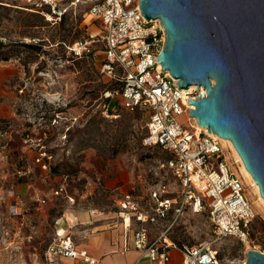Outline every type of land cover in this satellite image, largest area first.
Instances as JSON below:
<instances>
[{"label":"rangeland","instance_id":"obj_1","mask_svg":"<svg viewBox=\"0 0 264 264\" xmlns=\"http://www.w3.org/2000/svg\"><path fill=\"white\" fill-rule=\"evenodd\" d=\"M88 8L85 4L69 5L61 19L49 20L42 13L47 7L38 9L27 0H0V53L9 56L0 60V69L8 72L17 67L15 74L0 78V88L17 94L25 128L34 124L37 132H45L44 142L55 155L54 171L68 175V193L75 204L114 210L118 198L116 190L112 191L115 185L130 190L147 206L151 187L162 182L175 195L179 184L169 170L157 167L169 153L142 144L148 114L121 107L118 95L112 92L118 83L100 72L105 48L102 24ZM108 91L112 92L109 100ZM3 94L1 99L8 96ZM178 119L188 124L185 116ZM10 143L8 137H1L0 146ZM220 143L228 168L244 183L255 217L247 242L222 237L214 247L219 264H242L247 250L264 253V205L238 173L239 162L230 146ZM14 162L18 172L13 178L0 175V264H63L57 259L60 257L48 258L45 247L67 202L57 197L58 209L43 213L13 204L12 185L27 179L22 173L25 159L17 157ZM9 163L6 158L4 166ZM156 232L151 230L152 235ZM166 235L176 243L189 244L214 238L206 213L195 214L189 209Z\"/></svg>","mask_w":264,"mask_h":264},{"label":"built area","instance_id":"obj_2","mask_svg":"<svg viewBox=\"0 0 264 264\" xmlns=\"http://www.w3.org/2000/svg\"><path fill=\"white\" fill-rule=\"evenodd\" d=\"M27 1L38 9L47 7L42 13L49 20L61 19L69 5L89 6V14L102 24L105 42L100 72L118 83L112 92L118 95L121 107L148 114L142 144L157 146L169 153L168 158L158 161L157 167L169 170L178 181L175 195L160 182L150 188V202L145 206L130 190L115 185L111 189L118 194L115 209L123 226L125 244L131 241L135 249L155 264H170L173 248L180 251V264H219L214 247L218 238L231 236L247 242L255 211L242 179L226 164L220 138L201 128L189 115L194 106L188 99L199 93L204 96L205 89L197 90L196 85L179 89L176 80L157 62L156 56L165 39L160 20L145 19L140 0H69L67 4L63 3L65 0ZM112 92H106L108 100ZM180 116H185L188 124L180 121ZM5 135L6 132H0V138ZM44 138V134L25 136L23 142L34 149L33 161L39 169L51 173L55 155ZM67 177L63 175L52 195L62 197L68 205L78 206L67 191ZM186 209L195 214L206 213L214 234L212 240L189 244L176 243L167 237L166 233ZM154 229L157 232L152 235ZM45 254L48 258L79 257L86 262H97L86 250L79 249L69 234L59 230L47 242Z\"/></svg>","mask_w":264,"mask_h":264},{"label":"water","instance_id":"obj_3","mask_svg":"<svg viewBox=\"0 0 264 264\" xmlns=\"http://www.w3.org/2000/svg\"><path fill=\"white\" fill-rule=\"evenodd\" d=\"M165 39L157 62L189 98L199 126L231 141L264 198V0H140ZM204 94V92H203ZM242 264H264L247 250Z\"/></svg>","mask_w":264,"mask_h":264},{"label":"crops","instance_id":"obj_4","mask_svg":"<svg viewBox=\"0 0 264 264\" xmlns=\"http://www.w3.org/2000/svg\"><path fill=\"white\" fill-rule=\"evenodd\" d=\"M16 72V66L10 67L8 72L1 68L0 78ZM3 93L8 96L1 99ZM17 106H19L17 94L0 88V132H6L4 138L8 137L12 141L8 146L7 144L0 146V175L13 178L14 173L18 172L14 160L17 157L24 158L26 164L22 173L27 175V179L12 185L10 194L14 196L13 204L24 209L30 208L32 211L42 210V213L58 209L59 198L52 195V190L62 182L63 174H57L53 166L51 173L42 171L34 163V149L22 141L25 136L39 137L41 134L45 135V132H37L34 124L25 128L24 118L18 112ZM28 128L31 132H24V129ZM21 136L24 137L21 139ZM6 158L10 161L8 167L4 166ZM42 199L45 202L42 203ZM68 216H71L72 220H69ZM60 220L62 224H59ZM55 230L69 234L79 249L86 250L87 254L97 261L90 263L79 257L57 258L63 264H155L145 253L135 249L131 241L127 240L125 244V233L116 209L98 211L93 206L62 205L61 217L56 221L54 232ZM127 235L129 234L126 233ZM170 256V264H180L181 254L178 249H171Z\"/></svg>","mask_w":264,"mask_h":264},{"label":"bare ground","instance_id":"obj_5","mask_svg":"<svg viewBox=\"0 0 264 264\" xmlns=\"http://www.w3.org/2000/svg\"><path fill=\"white\" fill-rule=\"evenodd\" d=\"M192 85L189 86L187 89H191ZM201 128L206 129L205 127L200 126ZM220 141L223 143H226L230 146L233 154L235 155L237 161L239 162V169H238V173L244 178V180L247 182V184L251 187L252 191H254L258 197V201L264 205V198H262V196L259 193V189H258V185L254 182L251 174L246 170L240 156L238 155L237 151L235 150L233 144L231 143V141L229 139L226 138H220ZM69 220H72L71 216L67 217ZM62 224L61 220L60 223ZM60 231V230H59Z\"/></svg>","mask_w":264,"mask_h":264},{"label":"trees","instance_id":"obj_6","mask_svg":"<svg viewBox=\"0 0 264 264\" xmlns=\"http://www.w3.org/2000/svg\"><path fill=\"white\" fill-rule=\"evenodd\" d=\"M63 16V15H62ZM25 46H32V44H27V43H25L24 44ZM9 58V56H8V54H1L0 53V60L1 59H3V60H6V59H8ZM107 100H108V98H106Z\"/></svg>","mask_w":264,"mask_h":264}]
</instances>
